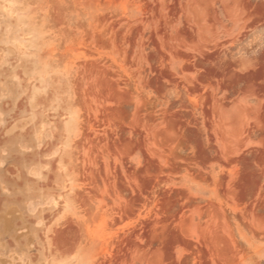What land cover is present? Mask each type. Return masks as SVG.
<instances>
[{
    "label": "rangeland",
    "instance_id": "obj_1",
    "mask_svg": "<svg viewBox=\"0 0 264 264\" xmlns=\"http://www.w3.org/2000/svg\"><path fill=\"white\" fill-rule=\"evenodd\" d=\"M0 264H264V0H0Z\"/></svg>",
    "mask_w": 264,
    "mask_h": 264
},
{
    "label": "bare ground",
    "instance_id": "obj_2",
    "mask_svg": "<svg viewBox=\"0 0 264 264\" xmlns=\"http://www.w3.org/2000/svg\"><path fill=\"white\" fill-rule=\"evenodd\" d=\"M1 157V156H0Z\"/></svg>",
    "mask_w": 264,
    "mask_h": 264
}]
</instances>
